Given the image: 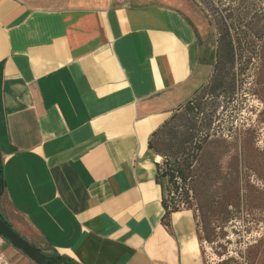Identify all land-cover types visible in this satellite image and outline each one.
Returning a JSON list of instances; mask_svg holds the SVG:
<instances>
[{"label":"crops","instance_id":"0c3cea01","mask_svg":"<svg viewBox=\"0 0 264 264\" xmlns=\"http://www.w3.org/2000/svg\"><path fill=\"white\" fill-rule=\"evenodd\" d=\"M194 14L185 0H0V217L43 253L198 257L193 213L166 215L151 147L212 74Z\"/></svg>","mask_w":264,"mask_h":264},{"label":"rangeland","instance_id":"374dc122","mask_svg":"<svg viewBox=\"0 0 264 264\" xmlns=\"http://www.w3.org/2000/svg\"><path fill=\"white\" fill-rule=\"evenodd\" d=\"M219 1L224 14L264 18V0ZM185 2L213 66L210 81L220 32L197 4L206 0ZM245 2L257 6L244 9ZM219 53L218 82L160 129L152 145L173 208L194 215L200 253L192 264H264V47L235 51L233 64L224 48Z\"/></svg>","mask_w":264,"mask_h":264},{"label":"trees","instance_id":"16d2710c","mask_svg":"<svg viewBox=\"0 0 264 264\" xmlns=\"http://www.w3.org/2000/svg\"><path fill=\"white\" fill-rule=\"evenodd\" d=\"M205 2H198L201 11L205 14V16L209 19V23L211 26L218 27L219 30V38L217 40L218 48H217V61L215 64L213 75L205 86L203 93L208 89V86L214 85L213 82L217 83L218 79L221 77L219 75L218 66L221 64L220 58V47L224 48L226 54L228 55L227 58L231 64H233L235 59V51L237 50H246V49H262L264 47V18L259 16H254L252 18H237L232 15L224 14L226 9L219 10L216 7V4H219V0H206ZM206 5V6H205ZM223 5V3H221ZM257 5L255 2H245L243 3L244 9H252L255 8ZM224 89V87H221ZM220 88V89H221ZM228 87H225L227 89ZM197 96V95H196ZM199 96V95H198ZM193 101V100H192ZM192 101L188 102L191 104ZM168 125V124H167ZM165 127V126H164ZM154 137V136H153ZM151 147L154 149L152 142ZM164 160H166L164 158ZM161 164V163H160ZM159 164L160 169V177L165 182L166 175L161 174V165ZM178 177L186 181V177L183 173H173L172 178ZM1 189V187H0ZM166 207V215H169L174 212H179L177 208H173V203L171 200L168 199L167 192H166V199L164 201ZM45 254V253H44ZM47 258V262L49 264H77L75 261L68 257L60 256L56 253L54 254H45ZM230 260H224L220 264H227Z\"/></svg>","mask_w":264,"mask_h":264},{"label":"water","instance_id":"95a60500","mask_svg":"<svg viewBox=\"0 0 264 264\" xmlns=\"http://www.w3.org/2000/svg\"><path fill=\"white\" fill-rule=\"evenodd\" d=\"M1 150H0V187L3 185V177L1 170ZM0 234L10 243L18 247L25 255H27L36 264H49L46 255L35 246L26 241L16 231L12 229L6 221L0 217Z\"/></svg>","mask_w":264,"mask_h":264},{"label":"built area","instance_id":"2783aa9c","mask_svg":"<svg viewBox=\"0 0 264 264\" xmlns=\"http://www.w3.org/2000/svg\"><path fill=\"white\" fill-rule=\"evenodd\" d=\"M6 242V239L0 234V264H11L7 255L2 251L1 247Z\"/></svg>","mask_w":264,"mask_h":264},{"label":"flooded vegetation","instance_id":"af4514ba","mask_svg":"<svg viewBox=\"0 0 264 264\" xmlns=\"http://www.w3.org/2000/svg\"><path fill=\"white\" fill-rule=\"evenodd\" d=\"M213 72H214V69H213ZM204 88H205V87H204ZM204 88L201 89V91L198 93V95H202V94H204V93H203ZM206 98H207V97H206ZM206 98H205V99L200 98V100H199V102H198V106H202V102L205 101ZM201 115L204 116L203 113H201ZM203 118L206 120V116H204Z\"/></svg>","mask_w":264,"mask_h":264}]
</instances>
